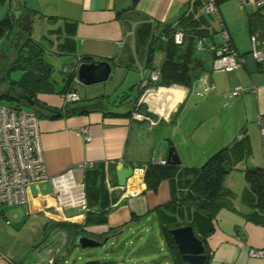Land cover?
Masks as SVG:
<instances>
[{
  "label": "crops",
  "instance_id": "obj_1",
  "mask_svg": "<svg viewBox=\"0 0 264 264\" xmlns=\"http://www.w3.org/2000/svg\"><path fill=\"white\" fill-rule=\"evenodd\" d=\"M206 3L207 0L5 3L2 11L10 6L23 25L25 15L29 16L31 37L41 42L44 58L52 65L50 88L36 93L40 106L25 104L39 119L47 175L68 173L75 184L84 185L86 172L95 174L96 170L112 203L104 222L85 224L86 210L81 204L61 202L49 180L35 183L25 204L1 208L0 264H70L68 256L77 253L73 242L79 234L97 240L108 236L109 240L129 233L142 242L143 232L157 219L156 209L169 202L177 190L168 179L161 180L156 189L148 188L138 169L148 163L166 162L170 148L178 155V168H198L221 148L242 139L246 140L247 152L223 183L232 192L231 207L224 206L217 212L205 248L209 264H264V214L256 212L257 221L252 219V207L242 198L247 188L244 170L264 169V65L257 63L255 72L245 64L232 71L211 68L215 52L226 41L245 57L253 47L252 35H256L257 48L264 44V2L214 0L216 11L208 16V34H183L178 44L174 59L185 62L178 68L176 80L160 84L149 79L151 71L163 65L170 34L174 41V33L179 30L175 29L177 21L188 13L205 12ZM66 37L73 40L71 52L58 48ZM5 41L3 49L7 50ZM11 54L3 51L1 58L9 63ZM54 58L65 60L57 70ZM94 59L110 62L109 77L89 85L74 83L72 87L80 100L66 106L99 100L102 105L84 113L53 116L54 111L66 107L63 95L78 65ZM64 67H68L67 73ZM235 88H239L238 94L229 95ZM86 133L91 135L89 141L84 137ZM82 163L92 165L83 167ZM127 165L134 168V174L126 186H120L116 171ZM72 192L77 193L76 189ZM148 243L145 241L144 246ZM136 248L124 254L116 247L102 258L88 253L92 260L82 264H173L170 255L156 256ZM252 248L262 249L263 256H250ZM76 255L79 260L80 253Z\"/></svg>",
  "mask_w": 264,
  "mask_h": 264
},
{
  "label": "trees",
  "instance_id": "obj_2",
  "mask_svg": "<svg viewBox=\"0 0 264 264\" xmlns=\"http://www.w3.org/2000/svg\"><path fill=\"white\" fill-rule=\"evenodd\" d=\"M12 1L0 0V86H7L6 89H3L4 92L0 93V98L16 100L13 93L15 90L27 94L34 99L35 105H39L36 93L50 88L49 76L52 65L44 58V47L41 42L31 37L30 28L23 29V22L16 19L11 7L2 11L5 3ZM209 15L212 14L206 11L199 14L183 15L175 24V29L182 30L183 34L189 37L206 36ZM5 39V43L8 45L7 50L3 49ZM72 41L71 38L66 37L58 48L71 52L74 50ZM178 48L179 45L173 41L172 34H170L166 45V57L159 70V79L161 80L157 83L168 84L171 80H176L178 68L185 62V60L177 62L174 59ZM3 51L14 54L11 64L8 63V59L1 58ZM14 70L21 72L19 77H11L10 73ZM18 102L26 104L24 100H18ZM246 152L247 143L245 139H242L231 146L221 148L198 168H178L179 163L173 164L168 161L163 165L148 163L144 167L143 180L148 188L156 189L161 180L168 179L174 182V189L177 190L169 202L156 209L160 232L166 241L173 264L187 263L181 258L169 230L190 224L195 235L202 240L205 247V239L214 229L213 221L217 212L224 206L231 207L232 192L224 187V179ZM94 172L95 174H91L88 171L85 175L84 194L87 208L84 217L85 224L104 222L112 203L109 199L110 193L101 184L96 170ZM244 178L247 188L244 190L242 198L252 207L251 218L257 221L256 212L264 214V169L248 167L244 170ZM209 259L210 256L206 250L203 264H209Z\"/></svg>",
  "mask_w": 264,
  "mask_h": 264
},
{
  "label": "built area",
  "instance_id": "obj_3",
  "mask_svg": "<svg viewBox=\"0 0 264 264\" xmlns=\"http://www.w3.org/2000/svg\"><path fill=\"white\" fill-rule=\"evenodd\" d=\"M261 4L264 0H242ZM205 11L213 14L216 11L214 0H207ZM183 38V31L174 33V42L180 44ZM253 44L250 55L256 63L264 62V44L257 48L256 35L251 36ZM245 56L235 52L226 41L216 52L211 68L215 71H232L244 64ZM68 67L63 71L68 72ZM159 69L151 71L149 79L158 81ZM77 74L73 75L68 90L63 95L64 106L80 100L79 93L72 87L77 83ZM146 84V81H144ZM239 88L233 89L229 95H236ZM86 131L85 128L82 129ZM264 132V127H262ZM85 139L89 141L91 135L86 133ZM164 164L165 161H159ZM83 167H90L91 163H82ZM140 175L144 174V167L138 169ZM49 180L53 184L54 191L58 194L61 202L66 205L79 203L86 210L84 185L75 184L68 173L55 177H49L46 173L45 161L42 152L39 119L30 108L6 106L0 104V211L3 205H21L28 200L31 186L37 182ZM68 183V184H65ZM68 189V191L66 190ZM73 189L77 193L73 194ZM252 257H262L263 250L249 249Z\"/></svg>",
  "mask_w": 264,
  "mask_h": 264
},
{
  "label": "water",
  "instance_id": "obj_4",
  "mask_svg": "<svg viewBox=\"0 0 264 264\" xmlns=\"http://www.w3.org/2000/svg\"><path fill=\"white\" fill-rule=\"evenodd\" d=\"M14 9V7H13ZM25 24L23 25L24 30H28L30 26V19L28 15L24 17ZM14 58L12 53L9 58L11 63ZM244 64L250 72L257 70V63L252 55L245 57ZM264 65V62H263ZM111 72V64L106 59H94L90 62H81L77 67V77L79 82L85 85L100 83L109 77ZM13 90V88H12ZM13 93L18 100H24L29 106L35 104L34 99L23 92L13 90ZM102 105V101H94L91 103H83L72 106H66L60 111H56L53 116H61L63 114H70L74 112L85 111L89 109L98 108ZM168 162L173 164L179 163L178 155L174 152L173 148L169 149ZM134 168L131 165L121 166L117 169V182L120 186H126L129 177L133 176ZM34 185L31 186V190ZM169 233L173 239V242L181 255L183 261L187 264H203L206 258V250L204 243L198 238L190 224L181 225L169 230ZM108 236L103 237L102 240H97L86 235L79 234L74 239V246L81 249L92 248L97 246H103L108 240ZM62 264V263H59Z\"/></svg>",
  "mask_w": 264,
  "mask_h": 264
},
{
  "label": "rangeland",
  "instance_id": "obj_5",
  "mask_svg": "<svg viewBox=\"0 0 264 264\" xmlns=\"http://www.w3.org/2000/svg\"><path fill=\"white\" fill-rule=\"evenodd\" d=\"M211 16V15H210ZM211 19V17H210ZM64 59L58 60V58H54V67L55 70H57L60 65L61 62H64ZM58 72V71H57ZM20 71L19 70H14L10 73L12 78H17L20 75ZM58 74H60L58 72ZM6 85L0 86V93L4 92V88ZM7 88V86H6ZM0 104L2 105H6V106H19V107H24V108H28L25 104L19 103L18 100H7L5 98H0ZM236 172V170H234V173ZM149 224V223H148ZM143 241L139 242L137 241L138 237L134 236L132 234L129 233H123L122 235H119L117 238L113 237V239H109L106 241V243L103 246H97V247H92V248H85V249H81L79 247H73L75 249H77V253L71 254V258L70 255L68 256L70 259V264L74 263H78V264H82L85 262H88L89 260H92V255L89 256L88 253H95L97 254L98 258H102L106 255V253H110L111 249L117 248H121L122 253L124 254H130V251H134L135 248L137 249H142V251H146L147 254H155L156 256L158 255H167L169 256V251L167 250V246H166V241L162 239V235L160 232V226H159V222L158 219H154L152 224L148 225V229L146 232H143ZM145 241H149L148 244H146V246H144V242ZM138 245V246H137ZM137 252V251H136ZM80 253V259H76L78 254ZM166 253V254H165ZM83 256H82V255ZM146 254V253H145Z\"/></svg>",
  "mask_w": 264,
  "mask_h": 264
}]
</instances>
